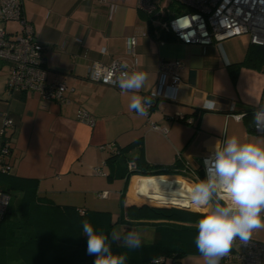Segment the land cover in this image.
<instances>
[{"label":"crops","instance_id":"obj_1","mask_svg":"<svg viewBox=\"0 0 264 264\" xmlns=\"http://www.w3.org/2000/svg\"><path fill=\"white\" fill-rule=\"evenodd\" d=\"M22 3L25 19L44 46L47 80L64 82L68 89L64 103L44 102L34 92L10 96L6 89L9 68L0 62V130L5 115L13 121L6 138L12 169L9 179L0 178V187L26 183L34 187L38 203L62 211H84L86 215L110 214L111 220L118 223L113 231L120 232V221L127 220L126 207L136 204L127 201L130 185L161 199L163 178L174 177L129 176L127 159L134 162L140 158L145 164L162 169L177 167V153L192 160L211 156L216 142L222 145L232 135L242 141L264 142V135L252 134V111L264 105V65L257 69L242 63L248 51L256 52L247 36L212 45L163 40L161 31L151 28L137 10V0ZM132 36L137 38L134 58L126 51ZM102 48H107V55L101 52ZM221 49L229 64L223 61ZM113 60H123L129 66L135 60V67L129 72L148 74L145 86L136 93L141 96L156 84L161 60L181 62L182 81L176 102L158 100L150 114V121L165 128L166 133L151 129L144 116L130 110L132 93L87 80L91 64L108 66ZM208 100L216 101L214 109L203 107ZM80 109L94 116V128L76 120ZM175 113L192 117L193 123L164 117ZM242 113L246 115L241 120L233 118ZM3 142L0 136V147ZM93 168L103 174H93ZM104 192L107 196L101 197ZM202 210L207 212L206 208ZM15 218L8 215L0 219V264H22L17 247L11 246L12 236H16ZM157 223L161 222L150 225ZM180 264L206 262L200 253H187Z\"/></svg>","mask_w":264,"mask_h":264},{"label":"built area","instance_id":"obj_2","mask_svg":"<svg viewBox=\"0 0 264 264\" xmlns=\"http://www.w3.org/2000/svg\"><path fill=\"white\" fill-rule=\"evenodd\" d=\"M164 0H137V10L145 15L149 26L153 29L169 34L176 41L184 45H212L224 40L247 36L249 43L264 46V0H169L164 6ZM175 3L176 8H169V3ZM7 23H15L16 29L6 30ZM143 35H146L145 33ZM135 44L130 46V41ZM137 38L132 36L127 42V54L135 57ZM0 62L9 68L6 89L8 95L14 93L34 92L47 103L66 102L67 86L64 82H49L44 67V46L38 40L33 26L23 15L22 0H0ZM135 60L129 66L123 60H113L108 66L100 63L91 64L86 73L88 81L100 83L111 88L119 89L118 85L109 82L122 71L133 70ZM182 64L179 61L169 62L161 60L158 65V80L156 84L142 96H154L148 115L144 116L151 129L166 133V129L150 121V114L154 103L158 100L176 102V93L181 84L179 71ZM169 80V83H166ZM241 114L233 115L236 117ZM168 120L192 124L193 118L181 113L164 116ZM76 120L89 128H94L96 120L85 109L77 111ZM239 121V120H237ZM13 121L7 115L3 119L0 136L4 142L0 147V173H9L10 146L7 143V129L12 128ZM255 137L264 135L252 126ZM211 156L202 157L203 167L195 161L184 158L177 153L176 160L181 163L178 171L179 178L186 184L194 186L202 179H206L205 160ZM129 171L135 169L133 162L127 165ZM93 174L102 175L98 168L92 169ZM107 193L101 194L106 197ZM10 196L0 191V219L9 207ZM84 215V211H79ZM169 262L164 259L161 263ZM220 263L231 264H264V244L250 240L247 244L235 241L230 253L223 257Z\"/></svg>","mask_w":264,"mask_h":264},{"label":"trees","instance_id":"obj_3","mask_svg":"<svg viewBox=\"0 0 264 264\" xmlns=\"http://www.w3.org/2000/svg\"><path fill=\"white\" fill-rule=\"evenodd\" d=\"M168 7L176 8L177 5L171 2ZM161 39L174 40V37L161 32ZM252 46L256 48V52L248 51L242 63L258 69L264 65V46ZM254 112L255 110L252 111L253 114ZM119 153L121 154L116 152V155ZM126 161L128 170V163L133 161L130 159ZM133 163L135 169L128 170L129 176H179L178 171L181 168V163L178 161L177 167L162 169L151 167L140 158L135 159ZM10 173L11 171L0 173V178L9 179ZM0 191L10 196V204L3 219L8 215L17 217L14 233L17 234L16 231L25 224L22 220H26L29 224V228L22 236L13 235L11 239V246L17 247L22 257V264H94L96 257L87 253L88 238L82 228L85 220L93 226L95 231L109 237L108 242L113 253L125 255L126 264H152L154 257H163L170 260L172 264H180V259L185 254L199 253L195 245L198 229L188 227L186 224H194L203 215L172 207H152L141 203L144 200L164 206L151 201L142 191L134 190L132 184L128 189L127 201L136 204L126 207L124 216L127 220L120 221L119 225L122 235L131 230L140 233L142 245L138 249H129L122 241L111 240L110 234L118 223L111 220L110 214L81 215L73 209L62 211L58 207L52 208L45 203H38L33 195L34 187L26 183L5 184L0 187ZM19 194H21L20 197H18ZM154 221L161 223L150 225Z\"/></svg>","mask_w":264,"mask_h":264},{"label":"clouds","instance_id":"obj_4","mask_svg":"<svg viewBox=\"0 0 264 264\" xmlns=\"http://www.w3.org/2000/svg\"><path fill=\"white\" fill-rule=\"evenodd\" d=\"M115 6L113 7V11ZM135 41H130V46ZM223 61L229 64L227 55L219 50ZM104 55L107 48H102ZM148 74L144 71H122L109 82L118 85L124 93H132L129 104L140 116H147L154 96H141ZM212 110L215 100H208L203 106ZM246 113L236 117L241 120ZM257 131L264 132V105H259L253 115ZM226 134V133H225ZM206 179L196 183L192 189L191 202L207 212L197 222L198 233L195 245L206 264H220L235 241L247 244L253 232L264 230V142L242 141L236 135L227 137L221 145L216 142L212 155L205 160ZM83 233L87 236V253L95 256L94 264H126L125 255L114 254L108 242L109 237L98 233L87 221H83ZM113 242L122 241L129 249L142 245L141 235L136 230L121 234L112 231ZM163 257H154L152 264H161Z\"/></svg>","mask_w":264,"mask_h":264},{"label":"bare ground","instance_id":"obj_5","mask_svg":"<svg viewBox=\"0 0 264 264\" xmlns=\"http://www.w3.org/2000/svg\"><path fill=\"white\" fill-rule=\"evenodd\" d=\"M162 187L164 192L161 196V199L152 197L151 194L148 195L149 199L154 203L167 206H171V204H179L182 207L195 206L192 204L190 199L194 186L186 184L176 177H166L163 178Z\"/></svg>","mask_w":264,"mask_h":264},{"label":"rangeland","instance_id":"obj_6","mask_svg":"<svg viewBox=\"0 0 264 264\" xmlns=\"http://www.w3.org/2000/svg\"><path fill=\"white\" fill-rule=\"evenodd\" d=\"M168 2H169V0H164V1H163L164 6H165L166 3H168ZM14 26H16V25L13 24V23H7V24L5 25V28H6V30H11ZM160 188H162V187H160ZM148 195H149V192H148ZM141 203H144V204H146V205H150V206H152V207H168V208H171L172 206L182 207V206L179 205V204H175V205H172V204H171V206H166V205H164V206H161V205H155V204H152V203H148V202H146V201H144V200H142ZM156 204H157V203H156ZM162 205H163V204H162ZM172 208H175V207H172ZM182 208H188V209L185 210V209H182ZM182 208H181V209H180V208H176V209H180V210L188 211V212H192V213H198V214H201V215L206 214V212H201V211H203V210H202L203 208H201V207H195V206L193 207V206H191V207H182ZM115 209H116V207H115ZM199 219H201V218H199ZM199 219H198V220H199ZM198 220L196 221V223H194V224H192V225H186V226H188V227H189V226H190V227H196V228H197V222H198ZM22 222H25V224L21 227V229H18V231H16V232H17L16 235H18V236H22V235L24 234L25 230L27 231V229L29 228V227H28L29 224L27 223L26 220H22ZM251 240L264 244V230H257V231H255V232H253L252 237H251Z\"/></svg>","mask_w":264,"mask_h":264},{"label":"water","instance_id":"obj_7","mask_svg":"<svg viewBox=\"0 0 264 264\" xmlns=\"http://www.w3.org/2000/svg\"><path fill=\"white\" fill-rule=\"evenodd\" d=\"M195 161V163L199 166V167H203V159L202 157H197V158H194L193 159ZM172 207H175V208H182V207H177V206H172ZM182 209H188V208H182Z\"/></svg>","mask_w":264,"mask_h":264}]
</instances>
